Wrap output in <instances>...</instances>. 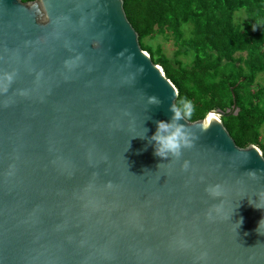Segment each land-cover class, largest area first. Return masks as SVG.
Segmentation results:
<instances>
[{
    "label": "water",
    "instance_id": "95a60500",
    "mask_svg": "<svg viewBox=\"0 0 264 264\" xmlns=\"http://www.w3.org/2000/svg\"><path fill=\"white\" fill-rule=\"evenodd\" d=\"M178 98L124 0H0V264H264V154L222 121L235 95L160 158Z\"/></svg>",
    "mask_w": 264,
    "mask_h": 264
},
{
    "label": "trees",
    "instance_id": "16d2710c",
    "mask_svg": "<svg viewBox=\"0 0 264 264\" xmlns=\"http://www.w3.org/2000/svg\"><path fill=\"white\" fill-rule=\"evenodd\" d=\"M124 9L142 49L178 89L176 104L192 102L189 121L213 110L228 113L235 95L236 110L222 121L239 147L255 145L264 154V0H124ZM241 10L246 20L238 26ZM185 26L192 28L188 36ZM158 36L173 40V59L146 43ZM190 54L185 65L179 57Z\"/></svg>",
    "mask_w": 264,
    "mask_h": 264
},
{
    "label": "clouds",
    "instance_id": "9594fccd",
    "mask_svg": "<svg viewBox=\"0 0 264 264\" xmlns=\"http://www.w3.org/2000/svg\"><path fill=\"white\" fill-rule=\"evenodd\" d=\"M149 106L159 107L163 102L157 96H149L147 99ZM173 115L170 121H156V131L148 138V143L154 147V155L160 158H171L179 160L186 149H189L195 137L191 131L181 124L180 121L190 120L195 111L194 106L191 101L184 99L179 102L175 107L171 106L169 109ZM150 118V117H148ZM207 125H202V129L206 130ZM147 129H144L142 134L134 135V137H139L141 139L145 138ZM160 167V165L158 166ZM187 162L184 163L183 168L187 169ZM249 175L255 179L256 172L250 171ZM208 193L212 197L220 196V186H211L207 189ZM249 204L256 209L264 210V192L258 194L256 200L249 201ZM242 219L237 223L238 228L242 224ZM261 224H264V219H261L257 230L260 228ZM258 232V231H257Z\"/></svg>",
    "mask_w": 264,
    "mask_h": 264
},
{
    "label": "rangeland",
    "instance_id": "374dc122",
    "mask_svg": "<svg viewBox=\"0 0 264 264\" xmlns=\"http://www.w3.org/2000/svg\"><path fill=\"white\" fill-rule=\"evenodd\" d=\"M246 20V12L244 10L239 11L235 15V23L238 26H242L244 21ZM186 36L190 35V30L192 29L191 26L184 27ZM146 43L148 45H151L154 50L160 49L164 55H166L168 58L173 59L175 57V53L177 51V47L175 46L173 40H170L169 38L165 36H158L155 39H147ZM180 60L184 62L185 65H189L193 60V55L190 54L189 56L185 57H179ZM264 78L261 76L259 78V81L263 82Z\"/></svg>",
    "mask_w": 264,
    "mask_h": 264
}]
</instances>
